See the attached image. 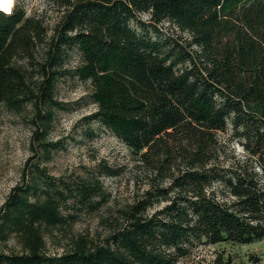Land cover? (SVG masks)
I'll return each instance as SVG.
<instances>
[{
	"label": "trees",
	"instance_id": "1",
	"mask_svg": "<svg viewBox=\"0 0 264 264\" xmlns=\"http://www.w3.org/2000/svg\"><path fill=\"white\" fill-rule=\"evenodd\" d=\"M45 2L49 26L21 5L0 6V103L60 107L55 66L76 53L94 118L127 148L144 184L101 241L73 238L47 254L44 229L94 211L100 188L36 169L0 209V242L13 234L21 245L0 252V264H177L200 245L221 248L213 264H231L224 247L264 239V0ZM44 42L52 61L34 85L16 60Z\"/></svg>",
	"mask_w": 264,
	"mask_h": 264
},
{
	"label": "rangeland",
	"instance_id": "2",
	"mask_svg": "<svg viewBox=\"0 0 264 264\" xmlns=\"http://www.w3.org/2000/svg\"><path fill=\"white\" fill-rule=\"evenodd\" d=\"M15 4L23 6L27 15H42L46 26L53 21L55 14L45 0H11L4 7L12 9ZM160 26L172 33L168 23ZM46 42L34 45L31 59L16 60L34 85L44 77L41 66L46 64L45 69L49 70L52 61L53 54L48 56ZM62 56L55 66L62 74L55 81L53 97L60 107H40L36 112L28 105L13 112L0 103V209L12 187L27 182L36 169L66 181L96 179L99 183V194L94 199L99 205L94 211L77 213L63 229H44L47 254H61L73 238L101 241L121 223V212L133 202L144 184L141 174L133 168L127 148L94 118L92 86L74 73L79 66L77 54L68 52ZM46 112H50L48 121L39 117ZM231 148L237 158H242L238 144L232 143ZM103 166L120 169L121 173L107 176L100 171ZM217 248L220 247L197 246L177 264H213ZM224 249L232 256L231 264H264V239ZM20 251L19 239L13 234L0 242V252Z\"/></svg>",
	"mask_w": 264,
	"mask_h": 264
},
{
	"label": "bare ground",
	"instance_id": "3",
	"mask_svg": "<svg viewBox=\"0 0 264 264\" xmlns=\"http://www.w3.org/2000/svg\"><path fill=\"white\" fill-rule=\"evenodd\" d=\"M6 0H0V6H3L4 7V5L6 4Z\"/></svg>",
	"mask_w": 264,
	"mask_h": 264
},
{
	"label": "clouds",
	"instance_id": "4",
	"mask_svg": "<svg viewBox=\"0 0 264 264\" xmlns=\"http://www.w3.org/2000/svg\"><path fill=\"white\" fill-rule=\"evenodd\" d=\"M7 2L10 4L11 3V0H7Z\"/></svg>",
	"mask_w": 264,
	"mask_h": 264
}]
</instances>
